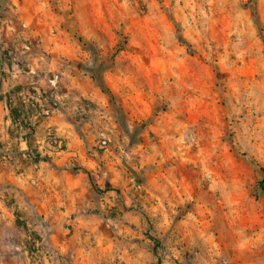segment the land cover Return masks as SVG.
Wrapping results in <instances>:
<instances>
[{
  "label": "rangeland",
  "instance_id": "1",
  "mask_svg": "<svg viewBox=\"0 0 264 264\" xmlns=\"http://www.w3.org/2000/svg\"><path fill=\"white\" fill-rule=\"evenodd\" d=\"M25 56L0 264H264V0H1Z\"/></svg>",
  "mask_w": 264,
  "mask_h": 264
},
{
  "label": "crops",
  "instance_id": "2",
  "mask_svg": "<svg viewBox=\"0 0 264 264\" xmlns=\"http://www.w3.org/2000/svg\"><path fill=\"white\" fill-rule=\"evenodd\" d=\"M29 49V47H27ZM18 58L15 57V59L10 60V64L8 65L5 62H0V106L3 107H8L7 104V96H6V92H8L9 90H11V94L14 96L18 95L19 93L16 92L17 90H15V88L17 87V85L19 84V81L21 79H25V80H29L32 81L35 76H33L32 74L35 72L34 70V65L30 64L29 61L31 60V58L29 56H25L24 59H21V64L19 65V63L17 62ZM34 62V61H32ZM76 79L79 81H82V78L77 76ZM39 81V80H38ZM84 81V80H83ZM45 83L44 80L40 81V84L42 86ZM31 84V83H30ZM81 88V86H80ZM82 90H79V92L81 93V96L83 97H88V93L87 91L84 89V87L81 88ZM16 92V93H15ZM11 97V96H10ZM10 101H12V99L10 98Z\"/></svg>",
  "mask_w": 264,
  "mask_h": 264
},
{
  "label": "trees",
  "instance_id": "3",
  "mask_svg": "<svg viewBox=\"0 0 264 264\" xmlns=\"http://www.w3.org/2000/svg\"><path fill=\"white\" fill-rule=\"evenodd\" d=\"M1 1V0H0ZM80 42H83V39L82 37L79 38ZM109 94H112L111 92L108 91ZM258 186H259V190L262 194H264V179L261 180L259 183H258Z\"/></svg>",
  "mask_w": 264,
  "mask_h": 264
},
{
  "label": "built area",
  "instance_id": "4",
  "mask_svg": "<svg viewBox=\"0 0 264 264\" xmlns=\"http://www.w3.org/2000/svg\"><path fill=\"white\" fill-rule=\"evenodd\" d=\"M0 5H1V1H0Z\"/></svg>",
  "mask_w": 264,
  "mask_h": 264
}]
</instances>
